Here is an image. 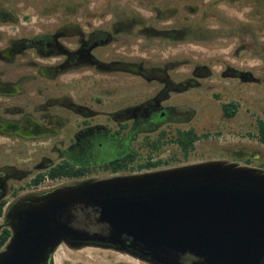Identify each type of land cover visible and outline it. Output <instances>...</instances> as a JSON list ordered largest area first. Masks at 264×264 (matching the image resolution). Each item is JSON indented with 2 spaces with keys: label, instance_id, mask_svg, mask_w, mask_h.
<instances>
[{
  "label": "flooded vegetation",
  "instance_id": "1",
  "mask_svg": "<svg viewBox=\"0 0 264 264\" xmlns=\"http://www.w3.org/2000/svg\"><path fill=\"white\" fill-rule=\"evenodd\" d=\"M129 20L131 30L123 23L88 31L67 24L37 34L0 28V236L6 230L12 236L7 214L30 197L85 180L179 167L197 156L201 139L188 153L178 139L199 136L195 105L204 92L216 95L223 117L225 104L240 113V93L233 100L216 93H225L227 82L237 81L235 88L255 83L251 73L223 70L221 86L206 66L190 64L189 72L179 73L177 62H147L145 22L136 14ZM137 47L138 55L130 50ZM252 114L245 138L212 161L264 170V157L252 149L260 121ZM89 210H78L73 226L104 231Z\"/></svg>",
  "mask_w": 264,
  "mask_h": 264
},
{
  "label": "water",
  "instance_id": "2",
  "mask_svg": "<svg viewBox=\"0 0 264 264\" xmlns=\"http://www.w3.org/2000/svg\"><path fill=\"white\" fill-rule=\"evenodd\" d=\"M84 209L106 229L75 228ZM7 217L12 236L0 264H54L62 244L149 264H264V170L224 161L77 182L30 197Z\"/></svg>",
  "mask_w": 264,
  "mask_h": 264
},
{
  "label": "rangeland",
  "instance_id": "3",
  "mask_svg": "<svg viewBox=\"0 0 264 264\" xmlns=\"http://www.w3.org/2000/svg\"><path fill=\"white\" fill-rule=\"evenodd\" d=\"M58 1L22 0L3 4L0 0V28L13 33L37 34L67 24L88 31L93 27L118 28L123 23L131 30L129 19L136 14L145 22L146 40L143 44L147 62H177L179 73L189 72L191 65L206 66L214 73L212 83L221 86L225 83L221 73L229 68L254 76L255 83L235 88L237 81L227 82L230 83L226 85L228 90L216 93L226 96L227 100L238 98L236 93L241 94L240 113L231 120L223 117L222 103L216 95L204 92L202 102L195 105L199 114L194 125L201 139L196 145L198 155L184 164L181 162L183 165L199 163L204 158L211 160L223 148L233 149L240 136L245 138L247 128L244 122L250 111L254 118H264V0H62L65 5L72 4V1L82 4L75 14L64 7L56 8ZM5 12H12L15 17ZM1 17L8 21H1ZM199 18H203V31H193L191 24L185 22V19ZM236 26L241 31L235 35L232 30ZM246 26L255 27L254 33L247 30L249 34H243L242 27ZM224 29L231 32H223ZM209 30L219 33L211 34ZM171 31L176 32L175 39L165 36ZM135 39L134 43L139 45L138 38ZM130 50L136 55L141 51L138 47ZM256 138L255 134L252 149L264 157V146ZM54 264L149 263L113 250L95 247L73 250L63 244L54 255Z\"/></svg>",
  "mask_w": 264,
  "mask_h": 264
},
{
  "label": "trees",
  "instance_id": "4",
  "mask_svg": "<svg viewBox=\"0 0 264 264\" xmlns=\"http://www.w3.org/2000/svg\"><path fill=\"white\" fill-rule=\"evenodd\" d=\"M18 1H22V0H3L2 3L4 4V3H12V2H18ZM62 2H63L62 0H59L58 1V5H56V8H58V7L63 8L64 7L67 11H72L74 14L78 12L80 7H82V4L80 2L77 3L76 1H72V4H70V5H65L66 3L62 4ZM5 13L10 14L11 16H13V18L15 17L12 12H5ZM185 22H188V23L191 24V29L193 31H195V30L203 31V29H202V27L204 26L203 18L194 19V20L185 19ZM242 29H243L242 32L245 35L249 34V33H246L247 30H250V32H252V34L255 31V27L253 28L252 26H246L245 28L242 27ZM183 31H185V30H183ZM232 31H234V34L236 35L237 31L240 32L241 30L238 28V26H236V28H233ZM209 32L211 34L219 33L217 30H209ZM223 32L229 33V32H231V30H225L224 29ZM175 35H176L175 31H171V32H168V34H165V36H167V37H169L171 39H175L176 38ZM222 36H223V34H222ZM223 112H224V117L226 119H231V118H233L236 115L237 107L235 105H233V104H225L223 106ZM257 137H258L259 141L264 144V121L263 120L259 121L258 136ZM196 139H199V136L195 135L193 137V136H191V134H180L178 142H179L180 146L188 153L193 148V142L196 141ZM2 214H3V212H0V217L2 216ZM89 214H90V218H91L92 222L95 223L97 221V218H98V213H96L94 210H89ZM90 227H91L92 230H96L97 229L96 226H91L90 225ZM99 228L101 230H105L106 226H102L101 225V226H99ZM10 236H11V233H10L9 230L4 231V233L0 236V248L5 246V244L9 240Z\"/></svg>",
  "mask_w": 264,
  "mask_h": 264
}]
</instances>
